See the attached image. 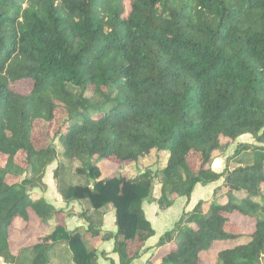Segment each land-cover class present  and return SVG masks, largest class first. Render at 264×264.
<instances>
[{"label": "trees", "instance_id": "trees-1", "mask_svg": "<svg viewBox=\"0 0 264 264\" xmlns=\"http://www.w3.org/2000/svg\"><path fill=\"white\" fill-rule=\"evenodd\" d=\"M37 120L49 139L42 146L34 140ZM244 134L258 143L252 162L214 170L212 152ZM54 141L93 182L55 183L64 202H86L79 213L34 191L46 187L45 170L58 156ZM152 150L166 155L157 197L155 170L120 172ZM105 161L116 169L103 177ZM217 181L210 195L224 201L205 211L208 199H199L182 211L160 237L170 244L151 263L204 264L216 242L233 245L219 249L213 264L264 258V0H0L5 264H48V249L63 242L71 264H98L96 244L85 239H113L117 264H130L155 234L144 202L164 210L179 197L188 201L197 184ZM105 206L114 211L115 233L101 229ZM73 214L86 224L68 231L64 218ZM233 215L253 223L245 242ZM33 221L51 222L52 230L23 262L10 237Z\"/></svg>", "mask_w": 264, "mask_h": 264}, {"label": "rangeland", "instance_id": "rangeland-1", "mask_svg": "<svg viewBox=\"0 0 264 264\" xmlns=\"http://www.w3.org/2000/svg\"><path fill=\"white\" fill-rule=\"evenodd\" d=\"M89 93V92H88ZM87 93V94H88ZM89 95V94H88ZM58 116L59 113L63 111L61 107H58ZM57 116V117H58ZM35 133H34V140L37 145L42 146L49 142V139L45 135V124L41 120H37L35 124ZM220 141L222 143H226L228 139L221 137ZM229 142V141H228ZM248 144V147H239L238 144ZM53 145L55 146L56 150L58 151V156L55 161H53L50 165L47 166L45 170V174L43 177V182L46 184L45 189L40 190L39 188H35L34 191L45 194L46 199H49L50 202L55 198H59L61 196L58 193L57 186L72 184H82V185H89L92 186L93 182L86 177L85 174H82L78 171V169L81 168V163L79 161H71L67 158H65L62 155L63 149L59 142L54 141ZM258 143L251 137L249 134H244L236 141L229 143L224 147L222 150H216L212 152L211 160L209 164L214 170L222 171L224 167L228 168H234L238 167L239 165H247L252 162V146H256ZM165 153L163 152H157L152 151L145 157H142L138 159L136 162H133L131 164H127L123 166L120 169V172L126 173L127 176L133 177L137 173L143 171L147 168H152V170H155L156 175L153 180V194L155 192L156 195H159V181H160V170L163 168L165 163ZM220 164V166L218 165ZM57 168V175L55 178H53V173L55 169ZM102 176H106L110 173H113L116 169L115 164H112L111 162H102L100 164ZM56 183V184H55ZM52 188L51 191H49V188ZM200 188H204L201 185L198 186L197 191L199 192ZM201 190V189H200ZM264 190V186H263ZM205 193L202 192L199 199H208L206 203L203 205V209L206 211L209 207L210 202H223V198H213L211 195H208V190H204ZM201 193V192H200ZM211 193V191H210ZM62 197V196H61ZM197 199L196 202L199 200ZM53 203V202H52ZM55 202V206L60 209ZM69 205V204H68ZM79 211H77V208L71 207L68 210L67 207L63 208L64 212H72V213H79L83 211L86 208V202L81 200L79 203L75 204ZM55 207V208H56ZM238 225V228L240 232L244 234V237H241V239H238V242H245L247 241L249 235L253 231V223L248 219H243L239 215H233L231 216ZM33 221L34 226L32 228H29L28 231L24 233L20 232H12L10 237V249L13 253H18L19 259L23 262L27 261L30 257V247L35 242L39 241L40 237L48 234L52 230V224L51 222L48 223H41L40 221ZM160 242V243H159ZM159 246L157 247L156 251H160V253L163 252L164 248L169 245L170 243H167L166 241H159ZM233 245L232 243L224 244L221 242H216L214 247L210 249L207 253L203 254V263L204 264H213L216 253L219 249L222 247ZM21 253V256H20ZM158 263V262H157ZM0 264H5L3 260L0 258ZM156 264V263H155ZM261 264H264V258L261 261Z\"/></svg>", "mask_w": 264, "mask_h": 264}, {"label": "crops", "instance_id": "crops-1", "mask_svg": "<svg viewBox=\"0 0 264 264\" xmlns=\"http://www.w3.org/2000/svg\"><path fill=\"white\" fill-rule=\"evenodd\" d=\"M164 157H166V155H164ZM218 165L220 166V164ZM216 171H219L218 168ZM219 183L220 181H217V182L207 184L206 186H202L204 188H200L201 190L199 189V192L197 191V188L200 185L197 184L188 201L186 200L185 197H179L173 202L171 206H169L168 208L164 210H161L160 208H158L155 202H144L143 209H144L145 216L151 223L155 231V234L145 241L144 247L142 248L139 257L135 258L130 264H155L154 261L157 259L154 257V255L158 253V251L157 252L155 251L157 247L159 246L160 237L163 235V233L167 230H170L173 227L174 223L180 217L182 211H189L193 207V205L196 203V200L200 198V195L202 194V192L205 193L204 192L205 189L208 190L207 193H209L208 195H210V191H212V189L215 186H217ZM48 188H49V191L52 190V188H50L49 186ZM42 195L46 199L45 194L43 193ZM154 196L157 197L159 195H156L154 192ZM46 200L50 202L49 199H46ZM52 202L50 203L54 207H56L55 206V202H56L57 204H59L57 206L60 209L64 210L63 208L67 207L66 210H68L69 208L74 207V206L77 208L75 204L79 203L80 201L73 200L70 202H64L63 198L59 196V198L57 199L54 198ZM102 210L104 211V214L102 218L103 220H102L101 229L104 231H111L115 233L116 226H115V216H114L113 209L110 206H105L102 208ZM77 211H79L78 208H77ZM64 224H65L66 230L72 231L75 228H78L86 223L83 218H80L77 215L73 214V215L66 216L64 218ZM84 241L87 243L88 246L92 244H96L98 264H117L118 263V255L112 251L113 239L105 240V241L98 242V243H95L93 241L88 242L87 239H85ZM101 253H103V255ZM47 256L49 259L48 264H71L70 251L68 250L67 245L64 242L60 243L59 245L56 244L54 247L48 249ZM152 260H154L153 263H151Z\"/></svg>", "mask_w": 264, "mask_h": 264}]
</instances>
